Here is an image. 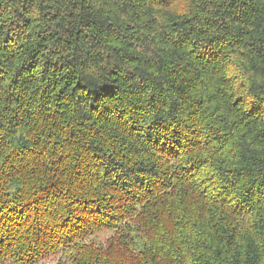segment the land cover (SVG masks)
I'll use <instances>...</instances> for the list:
<instances>
[{"label": "trees", "instance_id": "obj_1", "mask_svg": "<svg viewBox=\"0 0 264 264\" xmlns=\"http://www.w3.org/2000/svg\"><path fill=\"white\" fill-rule=\"evenodd\" d=\"M0 264H264V0H0Z\"/></svg>", "mask_w": 264, "mask_h": 264}]
</instances>
